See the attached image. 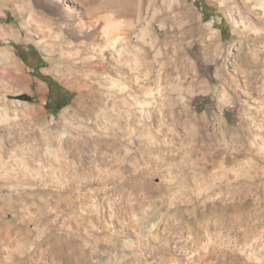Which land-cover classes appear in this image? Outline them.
<instances>
[{
    "label": "rangeland",
    "instance_id": "1",
    "mask_svg": "<svg viewBox=\"0 0 264 264\" xmlns=\"http://www.w3.org/2000/svg\"><path fill=\"white\" fill-rule=\"evenodd\" d=\"M108 2L0 0V264H264V0Z\"/></svg>",
    "mask_w": 264,
    "mask_h": 264
},
{
    "label": "bare ground",
    "instance_id": "2",
    "mask_svg": "<svg viewBox=\"0 0 264 264\" xmlns=\"http://www.w3.org/2000/svg\"><path fill=\"white\" fill-rule=\"evenodd\" d=\"M159 1L160 0H109V2L105 6L106 8H103L109 13V16L107 18L105 17L106 21H107V23L113 22L114 19H113L112 15L114 14L118 19H121L119 21V23H121V21H122L124 23L130 24L134 20L136 22H140V20L142 19V15L145 14L150 8H154L155 6H157V3H159ZM161 1L166 3L169 0H161ZM171 1H173V0H171ZM162 5H163V3H162ZM170 6H171V4H170ZM170 6H169V8H170ZM172 7L174 8V10L181 8V7L178 8L177 5H175V6L172 5ZM156 13H158V12H156ZM111 24H109V25H111Z\"/></svg>",
    "mask_w": 264,
    "mask_h": 264
},
{
    "label": "trees",
    "instance_id": "3",
    "mask_svg": "<svg viewBox=\"0 0 264 264\" xmlns=\"http://www.w3.org/2000/svg\"><path fill=\"white\" fill-rule=\"evenodd\" d=\"M222 34L224 35L223 32ZM43 82L47 83L49 90V102L44 106V109L51 115L56 116L59 111L70 104L73 99V95L58 84H55L56 87L54 88V84L46 81V79H44Z\"/></svg>",
    "mask_w": 264,
    "mask_h": 264
},
{
    "label": "flooded vegetation",
    "instance_id": "4",
    "mask_svg": "<svg viewBox=\"0 0 264 264\" xmlns=\"http://www.w3.org/2000/svg\"><path fill=\"white\" fill-rule=\"evenodd\" d=\"M37 71H39V69H37ZM32 72H33V73H35V70H33ZM48 82H51V83H53V84H54V88L56 87V86H55V84H57V83H56V81H55V80L51 79V80H50V81H48Z\"/></svg>",
    "mask_w": 264,
    "mask_h": 264
},
{
    "label": "crops",
    "instance_id": "5",
    "mask_svg": "<svg viewBox=\"0 0 264 264\" xmlns=\"http://www.w3.org/2000/svg\"><path fill=\"white\" fill-rule=\"evenodd\" d=\"M44 79H46V78H42L41 80L44 81ZM46 81H50V80H49V79H46ZM44 83H45V82H44ZM46 84H47V83H46Z\"/></svg>",
    "mask_w": 264,
    "mask_h": 264
},
{
    "label": "water",
    "instance_id": "6",
    "mask_svg": "<svg viewBox=\"0 0 264 264\" xmlns=\"http://www.w3.org/2000/svg\"><path fill=\"white\" fill-rule=\"evenodd\" d=\"M25 99H26L25 97H22V100H23V101H25Z\"/></svg>",
    "mask_w": 264,
    "mask_h": 264
}]
</instances>
